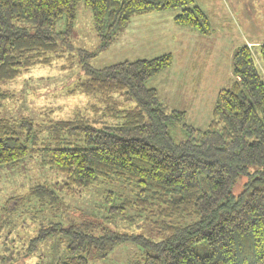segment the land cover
I'll list each match as a JSON object with an SVG mask.
<instances>
[{
	"label": "trees",
	"instance_id": "16d2710c",
	"mask_svg": "<svg viewBox=\"0 0 264 264\" xmlns=\"http://www.w3.org/2000/svg\"><path fill=\"white\" fill-rule=\"evenodd\" d=\"M79 4L91 12L92 51L70 41ZM169 10H178L177 25L211 33L192 0H0V106L11 95L5 82L61 59L64 70L80 66L82 78L71 91L90 100L70 118L36 127L28 118L0 117V166L39 154L73 197L115 177L135 190L133 198L108 191L107 218L149 221L155 232L102 227L96 235L91 222L64 227L58 221L39 233L68 238V255L56 264H89L90 256L105 258L127 242L144 253L143 264H264V45L235 50L233 81L217 92L204 129L186 124L185 112L167 109L146 84L171 65V53L90 65L131 18ZM175 128L186 132L185 140L172 138ZM52 187L38 184L30 194L56 203Z\"/></svg>",
	"mask_w": 264,
	"mask_h": 264
},
{
	"label": "rangeland",
	"instance_id": "374dc122",
	"mask_svg": "<svg viewBox=\"0 0 264 264\" xmlns=\"http://www.w3.org/2000/svg\"><path fill=\"white\" fill-rule=\"evenodd\" d=\"M192 1L208 17L212 31L209 34L211 36L200 35L196 30H185L182 29L185 27L180 26L181 30L193 35L186 42L194 49L190 48L186 55L180 56L177 53L173 44L176 40H162L159 44L144 40L133 43L116 38V35L107 50L92 59L90 65L102 68L122 61L151 59L171 53V65L150 78L146 84L157 89L159 97L166 99L163 102L169 108L185 111L186 124L204 129L210 119L217 92L221 88H228L233 81L231 62L235 50L247 44L257 52L258 46L264 45V0ZM177 11L155 12L139 18L148 19L166 31L170 22L173 23L170 17ZM56 25L57 29H62L63 18L57 20ZM70 41L75 49L86 51L94 50L97 45L91 12L82 4L77 7ZM66 64V60L61 59L50 66H37L29 73L5 82L2 88L11 95L1 103L0 117L11 122L28 118L36 127L50 120L70 118L74 111L85 108L90 101L89 97L71 91L78 79L82 78L80 66L75 64L69 70L62 69ZM191 87L197 89V97L195 95L194 100L185 102L182 95H189ZM185 135L186 132L178 128L171 132L177 142L185 140ZM19 139L25 143V134L19 133ZM101 180L88 193L73 197L68 195L70 190L64 188L63 177L44 165L39 154L26 157L15 165H1L0 264H56L58 260L66 259L69 241L65 235L39 238L41 230L58 221L64 227L81 224L83 221L91 222L94 225L91 232L96 235H100V228L103 227L117 233L152 236L155 232L149 221L135 219V222H127L124 219L107 218V192L133 198L135 189L117 181L115 177ZM38 184L53 186L58 203L49 196H45L42 201L31 196V188ZM194 250L199 251L197 246ZM143 259L141 249L127 242L113 247L105 258L90 256L88 263L143 264Z\"/></svg>",
	"mask_w": 264,
	"mask_h": 264
},
{
	"label": "crops",
	"instance_id": "0c3cea01",
	"mask_svg": "<svg viewBox=\"0 0 264 264\" xmlns=\"http://www.w3.org/2000/svg\"><path fill=\"white\" fill-rule=\"evenodd\" d=\"M174 15L175 14H173L172 17H170V18H172V20H173ZM141 16H143V15H141ZM135 17H137V18H134V17L131 18V20L127 23V25L117 33L116 38H120L125 42L129 41V42H133V43L134 42L138 43V42H143V40H144L145 42L152 41V42H155L157 44H159L162 40H165V41H169V39L171 41L176 40V42H174L173 44L177 50V53L180 56L186 55V53L188 52V50L190 48L194 49V47H192L188 42H186V40L190 39V37H193V35L188 34V32H184L183 30H181V28H179L180 26H177L176 23L174 22V20H173V23L170 22V25H168V29L166 31H164V27L156 26L157 24L153 25L152 22L148 21V19L139 18V16H135ZM150 26L154 29H152ZM182 29L188 30L187 28H182ZM209 36H211V35H209ZM177 37H179V40ZM167 53H169V52H167ZM189 69L191 71V67H189ZM167 73H169V70L167 71ZM200 76H202L204 79L203 74H201ZM159 83L161 84V79H160ZM162 90H163V87H162ZM195 95L197 97V89L194 87H191L189 95L185 94V93L182 95L183 101H185V102L186 101H192V100H194V98H196ZM159 99H160L161 103L167 109H174V108H169L167 106V104L165 103L166 102L165 98L162 99L161 97H159ZM163 101H165V102H163ZM174 110H178V109H174ZM178 111H180V110H178ZM181 111H183V110H181Z\"/></svg>",
	"mask_w": 264,
	"mask_h": 264
}]
</instances>
